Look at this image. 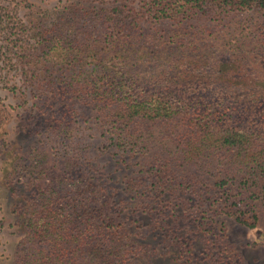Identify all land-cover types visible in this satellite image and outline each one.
I'll return each mask as SVG.
<instances>
[{
  "label": "rangeland",
  "instance_id": "1",
  "mask_svg": "<svg viewBox=\"0 0 264 264\" xmlns=\"http://www.w3.org/2000/svg\"><path fill=\"white\" fill-rule=\"evenodd\" d=\"M120 2L135 10L146 5L145 0H0V264H15L25 235L23 206L45 186L74 195L81 181L100 190L110 212L152 250L137 264H264V199L257 187L243 182V172L175 165L173 146L153 121L140 128L139 144H115L94 119L89 96L68 101L64 85L78 67L46 70L48 59L61 60L57 49L48 58L42 55L47 46L33 50L45 30L56 31L64 8L73 4L83 13L81 29L90 38L100 33L97 16ZM141 26L147 54L133 52L145 63L132 73L147 77L169 61L157 54L158 36L174 27L165 25L147 37V23ZM207 27L201 34L188 26L182 38L185 61L182 65L179 58L177 69L186 75L180 76L200 83L204 94L218 91V101L231 91L241 98V91L264 88V13L243 11ZM231 34L237 44L229 42ZM92 59L82 63L84 69L92 67ZM165 181L176 187L164 189Z\"/></svg>",
  "mask_w": 264,
  "mask_h": 264
},
{
  "label": "trees",
  "instance_id": "2",
  "mask_svg": "<svg viewBox=\"0 0 264 264\" xmlns=\"http://www.w3.org/2000/svg\"><path fill=\"white\" fill-rule=\"evenodd\" d=\"M145 3L143 10H135L120 2L103 17L98 15L100 33L90 38L81 29L83 13L72 4L58 13L56 31L48 35L45 30L33 50L47 46L42 55L48 58L57 49L61 60L51 57L46 70L78 67L64 85L68 101H85L89 96L94 119L115 144H139L145 121L160 123L163 137L173 146L170 160L175 165L236 167L244 174L243 182L257 187L264 199V88L241 91V98L231 91V97L218 101V91L204 94L200 83L180 76L186 71H177L179 58L182 65L185 61L187 45L182 38L189 34L188 26L204 34L210 30L207 24L220 25L232 14L264 13V0ZM141 21L150 29L147 37L157 35L165 25L174 27L158 36L157 54H166L169 61L147 77L132 73L145 63L132 57L133 52H140L142 58L147 54ZM231 35L229 42L237 44L239 39ZM89 57L93 65L84 69L82 63ZM163 186L176 187L166 181ZM75 190L74 195H66L45 186L37 199L23 206L25 235L18 243L15 264H137L151 256L148 245L138 240L140 233L110 212L100 190L85 181L77 183Z\"/></svg>",
  "mask_w": 264,
  "mask_h": 264
}]
</instances>
